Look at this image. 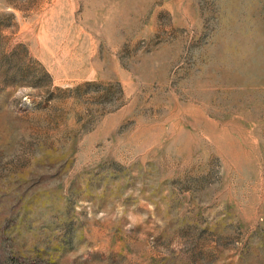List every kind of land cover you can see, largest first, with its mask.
<instances>
[{
	"label": "rangeland",
	"instance_id": "374dc122",
	"mask_svg": "<svg viewBox=\"0 0 264 264\" xmlns=\"http://www.w3.org/2000/svg\"><path fill=\"white\" fill-rule=\"evenodd\" d=\"M0 264H264V0H0Z\"/></svg>",
	"mask_w": 264,
	"mask_h": 264
}]
</instances>
